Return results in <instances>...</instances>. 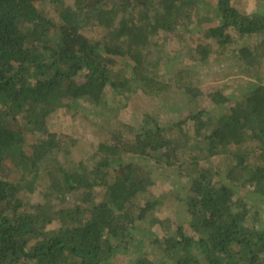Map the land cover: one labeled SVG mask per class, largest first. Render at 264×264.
<instances>
[{"label": "trees", "instance_id": "1", "mask_svg": "<svg viewBox=\"0 0 264 264\" xmlns=\"http://www.w3.org/2000/svg\"><path fill=\"white\" fill-rule=\"evenodd\" d=\"M215 12L209 41L181 38L169 54L170 37L156 35L192 37L183 26L196 0H0V264H122L119 252L139 248L153 223L162 225L165 240L152 241L162 253L130 264H264V12L243 13L231 0ZM212 61L236 65L245 88L198 87L196 66ZM139 90L184 92L218 114L206 106L162 126L144 113L139 126L95 145L93 169L73 158L76 140L50 138L59 108L84 99L110 117ZM35 132L42 136L28 148ZM189 147L201 157L189 161ZM216 156H226V170ZM164 157L179 178L160 196L155 166ZM118 158L126 161L114 166ZM161 199H178L179 221L158 219Z\"/></svg>", "mask_w": 264, "mask_h": 264}, {"label": "rangeland", "instance_id": "2", "mask_svg": "<svg viewBox=\"0 0 264 264\" xmlns=\"http://www.w3.org/2000/svg\"><path fill=\"white\" fill-rule=\"evenodd\" d=\"M216 3H218V0H196L197 13L189 17V24L183 26L184 30L191 29L193 33H195L192 37H190L189 33L183 32L179 34L174 33L172 35L164 31L158 32L156 35L158 39H162L164 34H167L170 37V41L168 42L169 48L167 50L169 54H174L177 51L176 49L179 48L181 38H183V40L186 38L188 43L193 42L194 44L210 40L205 38V34L206 28L209 27V25L217 23V14L215 12ZM231 3L232 5L238 7L243 13L254 14L257 11L264 12V0H231ZM48 6L49 5L46 4V7ZM95 31V29H91L93 34L96 33ZM150 33H153L152 30H150V28H146L145 34ZM187 37H190L191 40H189ZM119 65L120 66L118 67L124 70L126 74L130 72V62L128 60H123L122 64ZM230 65L231 63H215L212 61L208 64L196 66V78L199 80L198 83H196L197 86L204 89H210V87H212L215 83H220L222 87L223 85L227 84L229 88L228 90L232 93L237 92L240 87L245 88L247 84L245 81L248 80V78L244 76L241 78V74L239 73L240 69L236 65L233 67H230ZM160 68L162 69L163 65H161ZM236 78L239 80V82L243 81L242 86H239V83L236 82ZM203 92H205V90H203ZM85 101L86 100L82 99L80 101L81 104L79 107H61L54 114H52L49 119L48 133L51 135V139L61 143L65 139L68 140L69 138L76 140L77 145L73 151V158L76 160H85L84 162L91 169L95 168V163L97 161V156H94L96 152L95 145L100 141L111 140V133L113 130H118L121 128L132 130L134 127L139 126V124L143 121L142 114L144 113L152 115L162 126H169L173 123H176L182 118L188 116L193 110H199L200 108H204L206 106H208L207 109H214L218 114V108L215 109L213 103L206 105L203 100L199 98H192L189 95L184 94V92L179 91L167 94L160 98H149L146 97L142 91H136L131 95L126 107H124L125 104L119 103L118 113L117 109H115L110 113V117L99 115L94 105L91 106L90 103L85 104ZM225 109L226 108L222 109L221 111L224 112ZM114 114H117V116ZM124 124L128 125V127L124 126ZM187 126L189 128V123H187ZM178 132L179 128H176L174 129L172 135H176ZM28 136L29 138L26 141V146L29 148L28 144L36 139H40L42 135L41 133L35 132L33 134H28ZM186 150L187 154H190V159H188L189 161L193 160L194 158L198 159L201 157L200 153L197 154L199 151L195 147H189ZM175 153H178V158L181 161H184L182 159H184L186 153L178 148L175 149ZM211 160H213L214 163H220V168L226 170L228 161L226 156H216ZM125 161L126 159L124 160V158H118L112 160V164L114 166H118ZM162 161V165L156 164L155 166L153 162L150 163L151 165L155 166L156 169L155 176L157 177L155 179V185L158 184V186L156 187L155 192L160 194V196L163 194L166 195L171 190V187H173V176H176L174 168L166 165V162L169 161V159L164 157V160ZM169 176H172L170 181L168 179ZM176 177L179 178L178 175ZM246 195L248 196L250 194L246 192ZM251 196L253 195L251 194L250 197ZM30 197V193L24 194L25 199ZM34 199L35 201H43L40 195H37ZM177 200H169L166 203L164 200H162L167 206L163 205V202L160 201L161 203L156 210V216L158 219L163 218L168 221L171 219L170 216L175 213L177 218L175 220L179 221L182 218V212L179 210L180 205H178L179 203ZM259 206L264 211V203L261 202ZM152 226L153 227L145 231L144 242L139 248H136V250L133 248L130 253L125 251L119 252V259L122 261V264H130V261L132 262L136 257H138V255H141L144 252L153 253L156 258L160 256L162 253V248L152 245V241L155 239V237H159L161 241L165 240L163 239L162 225L161 223H153Z\"/></svg>", "mask_w": 264, "mask_h": 264}]
</instances>
